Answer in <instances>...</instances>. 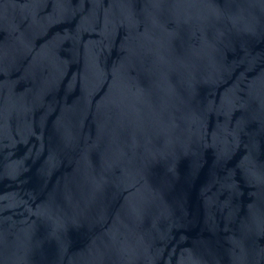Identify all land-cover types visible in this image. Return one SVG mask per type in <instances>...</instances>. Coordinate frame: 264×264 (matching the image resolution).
<instances>
[{
    "label": "water",
    "instance_id": "95a60500",
    "mask_svg": "<svg viewBox=\"0 0 264 264\" xmlns=\"http://www.w3.org/2000/svg\"><path fill=\"white\" fill-rule=\"evenodd\" d=\"M0 264H264V0H0Z\"/></svg>",
    "mask_w": 264,
    "mask_h": 264
}]
</instances>
